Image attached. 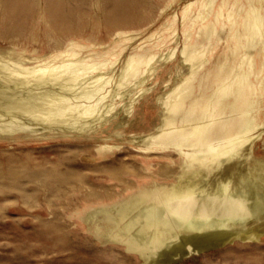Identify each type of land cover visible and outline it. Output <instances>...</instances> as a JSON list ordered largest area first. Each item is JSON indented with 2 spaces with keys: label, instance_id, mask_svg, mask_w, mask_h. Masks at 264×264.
Segmentation results:
<instances>
[{
  "label": "bare ground",
  "instance_id": "6f19581e",
  "mask_svg": "<svg viewBox=\"0 0 264 264\" xmlns=\"http://www.w3.org/2000/svg\"><path fill=\"white\" fill-rule=\"evenodd\" d=\"M142 1L151 10L111 0L106 24L149 18ZM4 8L48 46L0 42V139L92 137L96 159L137 164L77 211L99 242L139 264H174L263 241L264 0H166L144 40L118 29L91 43L69 36V0ZM150 98L157 118L145 128Z\"/></svg>",
  "mask_w": 264,
  "mask_h": 264
},
{
  "label": "rangeland",
  "instance_id": "374dc122",
  "mask_svg": "<svg viewBox=\"0 0 264 264\" xmlns=\"http://www.w3.org/2000/svg\"><path fill=\"white\" fill-rule=\"evenodd\" d=\"M110 1L69 0L78 11L69 36L101 42L120 29L144 40L161 23L166 0H150L151 10L142 1L141 8L150 17L141 12V17L135 14L139 16L121 25L106 24ZM15 14L0 0V42L29 50L47 48L44 36L13 21ZM122 17L117 19L123 21ZM140 112L141 127L146 128L157 118L154 99L146 100ZM96 153L92 137L14 135L0 139V264H139L123 249L99 242L77 214L88 198L111 192L121 175L133 176L137 170L127 155L112 161L96 159ZM174 264H264V235L263 241H236L217 252H203Z\"/></svg>",
  "mask_w": 264,
  "mask_h": 264
}]
</instances>
